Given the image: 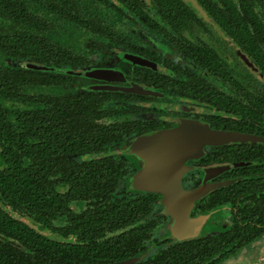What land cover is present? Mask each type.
Instances as JSON below:
<instances>
[{
	"label": "trees",
	"instance_id": "1",
	"mask_svg": "<svg viewBox=\"0 0 264 264\" xmlns=\"http://www.w3.org/2000/svg\"><path fill=\"white\" fill-rule=\"evenodd\" d=\"M198 1L227 34L250 35L247 43L264 68V0ZM94 3L132 13L134 21L151 20L150 4L169 19L183 12L197 18L183 0H0V56L15 60L0 62V233L21 244L0 239V264H107L142 253L135 264H224L264 236V144L248 156H225L258 161L239 172L255 176L215 191L209 201L219 208L221 199H249L233 212L227 232L183 241L155 235L159 222L162 229L166 224L155 194L115 196L120 182L134 190L126 177L128 155L112 148L124 129L104 122L114 112L102 108L97 91H45L42 86L62 78L55 74H66L23 65L77 66L73 41L67 48L54 36L56 22L110 36L108 23L91 12ZM256 100L261 105L264 94Z\"/></svg>",
	"mask_w": 264,
	"mask_h": 264
},
{
	"label": "flooded vegetation",
	"instance_id": "2",
	"mask_svg": "<svg viewBox=\"0 0 264 264\" xmlns=\"http://www.w3.org/2000/svg\"><path fill=\"white\" fill-rule=\"evenodd\" d=\"M194 2L198 8H193L190 1L186 3L196 13L197 18L187 17L188 14L183 12L179 18L169 19L158 13L153 4L147 6L145 4L146 7H149L148 10L152 16L150 21L143 18L134 21L131 18L132 13L128 12V15H125L118 10L101 8L104 6L94 3L91 12L98 14L102 21L108 23L109 27L107 26V28L112 33L107 37L94 33L85 36L86 31L79 28L81 39L79 37V41L73 42L71 49L72 54L76 57L77 66L67 65V68L84 71L92 66L113 67L116 79H112L111 76H109V80H105L104 77L93 79L79 74L70 75L73 77L55 74L62 77L60 80H56V85H45L42 88L45 91L57 92L60 96H68L76 92L84 94L89 87L95 85L131 86L135 83L136 92L121 89L97 91L100 94L102 108L114 112L104 119V122H119L121 129H124L119 141L112 146V148L116 147L113 149L116 155L125 154L124 149L132 143L136 136L171 128L179 122L206 123L212 128L222 131L264 136V114L262 113L264 102H261L260 105L256 100L258 94H264V68L260 65L252 46L247 43L250 35L227 34L221 23L211 17V13L204 5L198 0H194ZM115 16H118L124 25L130 26L131 29H138L142 21L143 31L146 32L144 35L142 34V38L136 33L132 36V41L131 39L124 41L121 38L122 44L117 48H112L114 52L110 59V49L108 53L104 52V41L98 40L115 36L113 34L114 28L117 29ZM207 25H215L220 33L212 35ZM82 45L93 48L92 52L81 50ZM66 47L71 48L68 44ZM262 48H264V44ZM95 50H99L96 53L99 56L93 54ZM135 55L139 59H144V62L137 63L134 60ZM49 79L51 78L49 77ZM119 116L123 118L116 119ZM256 143L264 144L263 141L256 139L230 140L217 146H207L201 158L185 161L186 165L197 167L189 170L181 179L183 187L188 189L200 184L205 177L198 167L218 166L231 162L241 164L213 176L209 180L217 183L234 179L230 184L207 192L195 205L191 215L215 209L209 207V201L215 191L246 177L255 176L254 173L247 175L239 172L243 167L254 166L258 162L257 160L246 157L227 159L225 156L242 157L253 154L256 150L261 151L262 148H257ZM123 159L124 162H127L126 167L129 173L126 177L129 178L141 162L125 155H123ZM135 191L137 190L133 191V196H138L139 192L142 193V191ZM150 193L155 194V204L159 207L158 212H161V215L166 219L165 226L167 225V228L164 227V229L168 233L172 217L167 214L159 202L161 194ZM244 196L239 197L240 204H231L220 200L223 203L218 205L219 210L227 211L228 216L222 223L224 229L217 234L227 232L231 227L233 212L237 213V208L240 209L241 205L249 200H241ZM209 222L211 224L216 222L214 214L211 215ZM261 256H263L262 252Z\"/></svg>",
	"mask_w": 264,
	"mask_h": 264
},
{
	"label": "water",
	"instance_id": "3",
	"mask_svg": "<svg viewBox=\"0 0 264 264\" xmlns=\"http://www.w3.org/2000/svg\"><path fill=\"white\" fill-rule=\"evenodd\" d=\"M134 60L140 64L144 62V59H139L136 55ZM23 65L33 69L60 72L66 75L79 74L93 79L104 77L105 80H109V76H111L112 79H116L113 67L92 66L84 71H75L73 68H57L46 64H36L31 61ZM89 89L93 91H116L119 89L137 91L135 83L131 86L95 85L89 87ZM251 139L264 142V136L222 131L212 128L206 123L193 122H179L171 128L138 135L123 151L126 155L141 162L140 166L129 177V186L133 190L161 194L159 202L167 214L172 217L167 234L173 240L183 241L206 235V232H203V228L210 220L211 215L218 211L219 208L194 215H191V213L195 209V205L207 192L234 181V179H228L213 183L209 181L213 176L241 164L231 162L218 166L198 167V170L204 173L205 177H203V181L200 184L188 189L183 187L181 179L185 173L197 167L188 166L185 161L201 158L207 146H217L230 140L247 141ZM209 223L211 224V222ZM0 239L16 247H21L19 242L7 238L1 233ZM143 257L144 253L136 254L108 264H135L142 260Z\"/></svg>",
	"mask_w": 264,
	"mask_h": 264
},
{
	"label": "rangeland",
	"instance_id": "4",
	"mask_svg": "<svg viewBox=\"0 0 264 264\" xmlns=\"http://www.w3.org/2000/svg\"><path fill=\"white\" fill-rule=\"evenodd\" d=\"M185 1L186 2L190 1L191 6L193 8L197 7L196 2H194V0H185ZM104 14H105V12H104ZM114 19L116 21V26H117V29L114 28V31H113V34L115 36H111V37H108V38L103 39V40H98V41H104V45H105L104 52L108 53V50L110 49V51H111L109 53L110 59L112 58V56H113L112 53L114 52V51H112L113 50L112 48L113 47L117 48L118 45L122 44L121 43V42H123L122 39L124 41H130V39H131V41H132L133 40L132 36L136 35V33L139 34V36H141V38H142V34L144 35V33L146 32V31L145 32L143 31L144 25L142 24V21H141V25L138 24L140 26L137 25L138 29H134V28L131 29L130 26L126 27L124 25V22H122L118 16H115ZM56 24H57V28H56V31L54 32V36H55V38H57L59 40L60 39L63 40L65 42L64 44H68L70 46L69 42H71V40L73 42H75V41L81 39V37H80L81 31L78 30V27H76L74 24L65 23L63 25H59L57 22H56ZM207 26L210 28L212 35H218L220 33V31L217 30L215 25H213V26L207 25ZM87 35H89V33L85 32V36H87ZM126 35H129V36H126ZM79 37H80V39H79ZM92 49L93 48H90V47L87 48L84 45H82V47H81V50L86 51L88 53L92 52ZM99 50H101V49H99ZM99 50H95V53H93V54L97 55L96 53H98ZM97 56H99V55H97ZM0 62L5 64V65H15L14 59L9 58V57H5V56H0ZM122 118L123 117H121V116L116 117V119H118V120H121ZM108 120H110V119H108ZM113 149H116V147L114 146ZM132 158L133 157H131V159ZM124 183L125 182L118 183L117 191L115 193V196L117 198H122V197H125L126 195H130V196L134 195L133 192H130V191L127 192L125 190V188L123 186ZM226 212L227 211H225V210L224 211L223 210L216 211L214 213V218L216 219V222H213L212 224H210L208 221L206 223L205 227L203 228V230H204L203 232H206V235H208L209 233L212 234V233H217L219 231H222L224 229V226H222L223 220L226 216H228V213H226ZM24 219L26 220V218H24ZM160 224H161V222H159V224L157 225V228L155 229V233H154L155 235L166 233L165 229L167 228V225L165 226V229L164 228L162 229V227H160ZM261 252H262L263 256H261ZM224 264H264V237H262L261 239H258L257 241H254L253 243H250L247 247L244 248V250H242L239 254L237 253L236 256L231 257L228 260V262L226 261Z\"/></svg>",
	"mask_w": 264,
	"mask_h": 264
}]
</instances>
